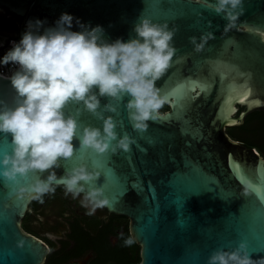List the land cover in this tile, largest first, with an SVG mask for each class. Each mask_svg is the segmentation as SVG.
Here are the masks:
<instances>
[{
	"label": "water",
	"instance_id": "95a60500",
	"mask_svg": "<svg viewBox=\"0 0 264 264\" xmlns=\"http://www.w3.org/2000/svg\"><path fill=\"white\" fill-rule=\"evenodd\" d=\"M0 8L23 19L21 34L29 21L51 26L64 12L102 25L109 40L134 36V24L143 17L174 28L177 51L156 82L167 96V116L137 132L120 104L116 119L122 126L116 131L134 139L130 150L98 155L74 141V156L61 161L57 174L81 163L100 173L92 186L104 188L108 214L130 221L140 264H207L213 251L241 242L253 258L264 256V157L228 133L254 112H264V0H244L237 27L228 32L226 21L198 0H0ZM73 30H79L75 23ZM207 32L215 38L194 51L190 37ZM199 83L209 85L206 92ZM177 85L184 86L179 102L167 95ZM246 89L250 94L241 102ZM13 94L7 76L0 75V98L11 102ZM229 95L234 99L225 103ZM86 124L102 126L90 114L81 118V129ZM6 152L11 153L10 137L0 135V158ZM36 175L47 173H29L7 186L0 177V264H45L51 253L46 242L22 228L35 199L14 193ZM249 181L253 187L245 193ZM56 186L63 187L59 179Z\"/></svg>",
	"mask_w": 264,
	"mask_h": 264
},
{
	"label": "clouds",
	"instance_id": "9594fccd",
	"mask_svg": "<svg viewBox=\"0 0 264 264\" xmlns=\"http://www.w3.org/2000/svg\"><path fill=\"white\" fill-rule=\"evenodd\" d=\"M198 2L226 21L225 32L236 28L244 13V0ZM46 23L29 21L19 41H12L0 57V66L14 67L7 76L14 92L11 102L0 98V135L10 137L11 143V153L0 158V177L7 186L18 184V177L26 178L29 173H47L46 177L36 175L30 186L14 189L15 195L27 194L43 203L46 194L55 192L59 179L64 194L79 198L86 214L92 216L111 204L103 187L92 186L100 173L89 170L85 163L64 168L60 176L56 170L62 167V160L74 156V141L80 149L98 155L130 150L134 139L116 131L122 126L116 119L120 104L137 132L147 130L149 121L167 116L161 111L167 96L156 82L176 54L175 29L143 17L134 24V36L109 40L102 25L92 26L67 12L54 25ZM74 23L79 30H73ZM214 38L213 32H207L190 37V42L200 52ZM85 114L102 126L86 124L81 129ZM252 187L247 182L245 193ZM123 243L131 246L135 240L128 236ZM207 264H264V256L253 258L247 244L241 242L233 249L213 251Z\"/></svg>",
	"mask_w": 264,
	"mask_h": 264
},
{
	"label": "trees",
	"instance_id": "16d2710c",
	"mask_svg": "<svg viewBox=\"0 0 264 264\" xmlns=\"http://www.w3.org/2000/svg\"><path fill=\"white\" fill-rule=\"evenodd\" d=\"M9 14L14 23L6 39H11L17 34L20 35L23 22L21 17L10 12ZM165 107L161 109L162 112L169 109L167 105ZM228 133L246 147L255 148L264 157V112H254L247 117L244 125L228 129ZM61 193H64V188L56 186L55 192L46 194L43 201L50 196H53L55 201ZM40 204L41 202L38 200L32 202L30 210L23 220L22 228L41 240H48L42 236L41 231L32 225L35 222L33 218L38 214L37 209ZM106 214L108 213L106 212ZM108 216L109 221L106 223L92 221L91 225L96 230L94 233L88 231L79 221L71 222L66 240L58 244L57 250H52L45 264H69L89 255L90 259L86 264H140L142 261L141 247L136 241L131 246H126L123 243L125 238L131 236L130 221L122 216L110 214Z\"/></svg>",
	"mask_w": 264,
	"mask_h": 264
},
{
	"label": "flooded vegetation",
	"instance_id": "af4514ba",
	"mask_svg": "<svg viewBox=\"0 0 264 264\" xmlns=\"http://www.w3.org/2000/svg\"><path fill=\"white\" fill-rule=\"evenodd\" d=\"M13 23V18L10 17L9 12L6 9L0 8V41L7 38V35L13 27ZM54 204L53 196H50L38 207V215L43 214L44 216L47 213L46 210L51 209ZM55 205L56 207L53 208V222L48 226L45 232L56 236L59 239L58 244L66 240L70 231V224L73 221H79L82 226L92 233L96 231L95 227L91 225L92 221H102L103 223L109 221V216L106 214L107 211L105 209H98L94 215L89 216L86 214V209L81 206L80 202L61 201ZM43 240L49 245L51 252L52 250H57V247L52 241L49 239ZM87 257L90 259V255ZM71 263L72 262L69 264Z\"/></svg>",
	"mask_w": 264,
	"mask_h": 264
},
{
	"label": "rangeland",
	"instance_id": "374dc122",
	"mask_svg": "<svg viewBox=\"0 0 264 264\" xmlns=\"http://www.w3.org/2000/svg\"><path fill=\"white\" fill-rule=\"evenodd\" d=\"M8 30V29H7ZM163 108H166L165 106ZM59 198L57 200H55V204L61 202V201H67V202H79V198L73 199L72 196L69 195H65L64 193H61L59 196ZM57 202V203H56ZM53 205L51 209L46 210L47 213L43 216V214H36L33 218V227L35 229H38V231H41L43 234L42 236H45L47 239H49L50 241H52L54 243V245L58 248V241L59 239L52 235V234H48L46 233V229L48 228V226L53 222V208L56 207V205ZM41 219V220H40ZM113 241H115V239H113ZM89 260V257L86 258H82L76 261H72L71 264H86Z\"/></svg>",
	"mask_w": 264,
	"mask_h": 264
},
{
	"label": "snow or ice",
	"instance_id": "6c2138e0",
	"mask_svg": "<svg viewBox=\"0 0 264 264\" xmlns=\"http://www.w3.org/2000/svg\"><path fill=\"white\" fill-rule=\"evenodd\" d=\"M194 84L197 83V82H193ZM199 86L201 88L202 91H207L209 85L206 84V83H199ZM235 86L234 85H229V88L232 89L234 88ZM183 93H184V86L183 85H177V87L175 89H173L172 91L168 92L167 95L169 97H171L172 95H175L176 98H177V102H179L182 97H183ZM250 94V89H246V91L244 93H242L238 99H240L241 102H243L244 100L247 99L248 95ZM234 99V97H232L231 95H229L227 98H226V101L225 103H231V101ZM258 103V101H257ZM241 180L244 179L243 176L240 177Z\"/></svg>",
	"mask_w": 264,
	"mask_h": 264
},
{
	"label": "built area",
	"instance_id": "2783aa9c",
	"mask_svg": "<svg viewBox=\"0 0 264 264\" xmlns=\"http://www.w3.org/2000/svg\"><path fill=\"white\" fill-rule=\"evenodd\" d=\"M21 38V35L17 34L11 39H3L0 41V57L11 47L12 41H17ZM14 71V67L12 66H0V74L3 76H9L11 72Z\"/></svg>",
	"mask_w": 264,
	"mask_h": 264
}]
</instances>
